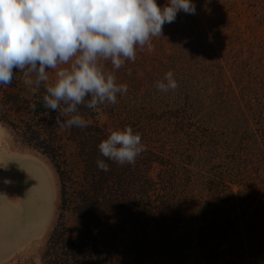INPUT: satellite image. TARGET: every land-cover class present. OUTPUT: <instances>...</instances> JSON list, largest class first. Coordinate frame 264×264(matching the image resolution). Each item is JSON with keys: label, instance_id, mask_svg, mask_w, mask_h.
Here are the masks:
<instances>
[{"label": "rangeland", "instance_id": "374dc122", "mask_svg": "<svg viewBox=\"0 0 264 264\" xmlns=\"http://www.w3.org/2000/svg\"><path fill=\"white\" fill-rule=\"evenodd\" d=\"M156 3L162 8L168 0ZM192 3L195 14L178 12L162 36L152 38V51L137 46L135 62L117 70L101 61L128 90L117 94L116 104L78 106L84 129L55 126L59 111L43 105L59 69H47L49 80L40 84L14 69L12 84L0 87V106L1 97L11 95L43 113L35 118L29 110H10L0 121L2 202L18 210L26 196L14 164L48 169L56 191L48 222L23 235L22 247L0 264H45L51 238V261L72 264L67 257L78 234L94 239L95 211L106 237L96 235L99 258L85 252L81 264L264 263V0ZM168 71L179 86L165 93L155 83ZM198 94L206 103L200 109ZM126 126L141 135L146 150L121 166L104 158L98 145ZM38 141L44 152L32 146ZM98 158L108 172L97 168ZM177 218L179 240L170 252L155 256L142 246V230L152 234L157 221ZM207 225L226 231L217 240L223 245L210 242L218 249L210 261L196 247Z\"/></svg>", "mask_w": 264, "mask_h": 264}, {"label": "clouds", "instance_id": "9594fccd", "mask_svg": "<svg viewBox=\"0 0 264 264\" xmlns=\"http://www.w3.org/2000/svg\"><path fill=\"white\" fill-rule=\"evenodd\" d=\"M180 11L195 14L192 0H168L162 8L156 0H0V87L12 84L14 69L34 75L30 82L36 84L49 80L47 69H59L55 82L46 86L43 105L59 111L55 126L84 129L87 122L78 106L94 110L105 102L116 104L117 94L128 90L101 61L117 70L126 60L135 62L137 46L152 51V38L161 37L163 25L174 22ZM178 86L172 71L155 83L165 93ZM98 149L123 166L134 164L146 146L126 126L111 131ZM96 165L110 170L104 159Z\"/></svg>", "mask_w": 264, "mask_h": 264}, {"label": "trees", "instance_id": "16d2710c", "mask_svg": "<svg viewBox=\"0 0 264 264\" xmlns=\"http://www.w3.org/2000/svg\"><path fill=\"white\" fill-rule=\"evenodd\" d=\"M1 90V89H0ZM46 90V89H45ZM1 94V91H0ZM196 98H198V108H202L206 103L205 101H202V95L198 94L196 95ZM1 99L4 100L3 104L0 106V121L4 122L3 119V115L5 114L6 111H15V110H29L31 111L30 113H32V115H35V118H39V114L40 116L43 115L42 111L37 110L36 107L35 109H33L32 107H29V109H26V106L23 107V104H21V99L19 97H14L11 95H4V97H1ZM25 102V101H24ZM35 103H33L32 105H34ZM31 106V105H29ZM38 107H42L41 105H38ZM54 122V118H50L48 121V124ZM248 123V122H247ZM51 129V126L49 127ZM32 146L37 149V150H42L44 152V150L47 149V146L42 144L41 141H38L36 143H31ZM46 154V153H45ZM61 176V179H63L62 175L59 174ZM96 192H98V188L96 187ZM64 210V208H63ZM96 215L100 216V214L98 213V211H95V215H90L91 217L94 216L96 222L91 221L92 223L90 224L91 228L93 229V231L95 232L93 235L94 239L91 237L90 241H88V239H86L85 236H82L80 234H78V237L73 241V249L69 251L68 257H67V262L70 263V261L68 259H70L72 261V264H81L82 263V259L85 256L87 252L86 256H91V254H95V257L98 259L99 258V253H98V245H97V240L98 238H105L106 237V233L105 230L103 229V227L101 226V224H99V218L98 216L96 217ZM179 219H174L172 221H174V223H169L168 220H166L164 223L162 222H156L155 223V227L154 229H151L154 233L155 236H153V233H148L146 230H142L141 234L144 235V239L141 242H145L142 244V246L146 249V250H151L152 251V255L155 256H162L163 254H165L166 252H170V248L175 246V238L179 240V237L176 236V229H179ZM206 223H210V221H206ZM144 221H142V223L139 225L140 228H144ZM61 230V233H63L65 231L64 227H60L59 228ZM89 231V229H88ZM224 230H220L218 229V227H209V225H207L205 227V229L201 230L198 235H197V241H196V247L199 249H202V257L207 260L210 261L212 260V258H214L215 254L218 253V249L216 248L215 245L210 244V242L212 243H216L219 246L223 245L222 241H220V243H218V239L221 237V233ZM226 232V231H224ZM96 235H98V238H96ZM194 232L190 233L189 236L193 237ZM220 235V236H219ZM91 236V234H90ZM191 239L189 238L188 241H190ZM224 240V239H222ZM225 241V240H224ZM226 242V241H225ZM52 238L49 242V245H52ZM183 245V244H182ZM50 246H48L47 252L45 253V264H61L63 258H57V261L53 262L51 261V257L49 256L50 254ZM184 247L185 245L182 246L183 248V252H184ZM91 248L93 249L94 252H88V249Z\"/></svg>", "mask_w": 264, "mask_h": 264}, {"label": "bare ground", "instance_id": "6f19581e", "mask_svg": "<svg viewBox=\"0 0 264 264\" xmlns=\"http://www.w3.org/2000/svg\"><path fill=\"white\" fill-rule=\"evenodd\" d=\"M8 171L9 168L5 167ZM17 181L25 191L21 209L14 210L0 198V259L27 232L35 231L41 222H48V183L42 170L14 164ZM14 182V179H13ZM36 232V231H35Z\"/></svg>", "mask_w": 264, "mask_h": 264}, {"label": "crops", "instance_id": "0c3cea01", "mask_svg": "<svg viewBox=\"0 0 264 264\" xmlns=\"http://www.w3.org/2000/svg\"><path fill=\"white\" fill-rule=\"evenodd\" d=\"M43 170H44L43 174L45 175L46 181L48 183L49 196H48V204H47V206L49 207V212L51 213L52 212V209H53V203L55 201L56 191H55V188L53 186V181H52V177H51L50 171L48 169H46V168H44ZM18 243H19V241H18ZM18 243L9 251V253L12 252V251H15V250L19 249L20 247H22ZM5 256H3V257H5ZM3 257L1 258L0 262L2 260H4Z\"/></svg>", "mask_w": 264, "mask_h": 264}, {"label": "water", "instance_id": "95a60500", "mask_svg": "<svg viewBox=\"0 0 264 264\" xmlns=\"http://www.w3.org/2000/svg\"><path fill=\"white\" fill-rule=\"evenodd\" d=\"M262 264H264V263H262Z\"/></svg>", "mask_w": 264, "mask_h": 264}]
</instances>
